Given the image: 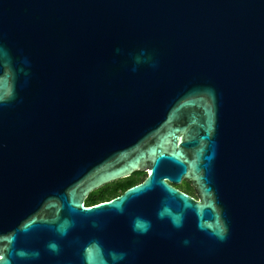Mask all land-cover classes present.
Returning a JSON list of instances; mask_svg holds the SVG:
<instances>
[{"label":"water","instance_id":"1","mask_svg":"<svg viewBox=\"0 0 264 264\" xmlns=\"http://www.w3.org/2000/svg\"><path fill=\"white\" fill-rule=\"evenodd\" d=\"M0 258L264 264V0H0Z\"/></svg>","mask_w":264,"mask_h":264},{"label":"trees","instance_id":"2","mask_svg":"<svg viewBox=\"0 0 264 264\" xmlns=\"http://www.w3.org/2000/svg\"><path fill=\"white\" fill-rule=\"evenodd\" d=\"M145 177L144 172H134L126 178L116 180L108 183L100 188L92 191L85 199V205H92L101 201L109 200L115 196L120 195L128 187L140 182ZM177 188L183 190L190 195H195L192 187L188 182L182 181Z\"/></svg>","mask_w":264,"mask_h":264},{"label":"flooded vegetation","instance_id":"3","mask_svg":"<svg viewBox=\"0 0 264 264\" xmlns=\"http://www.w3.org/2000/svg\"><path fill=\"white\" fill-rule=\"evenodd\" d=\"M178 189H179V188H178ZM179 190H180V191H183V190H181V189H179ZM183 192H184V191H183ZM185 193H186V192H185ZM187 194H189V193H187ZM189 195H190V194H189ZM191 196H193V197H194L195 195H191Z\"/></svg>","mask_w":264,"mask_h":264},{"label":"snow or ice","instance_id":"4","mask_svg":"<svg viewBox=\"0 0 264 264\" xmlns=\"http://www.w3.org/2000/svg\"><path fill=\"white\" fill-rule=\"evenodd\" d=\"M0 259H2V258H0Z\"/></svg>","mask_w":264,"mask_h":264}]
</instances>
